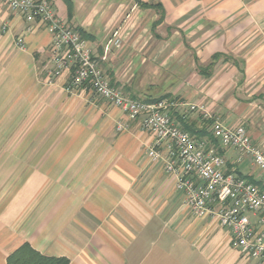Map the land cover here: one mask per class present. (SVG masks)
<instances>
[{
	"label": "crops",
	"instance_id": "crops-1",
	"mask_svg": "<svg viewBox=\"0 0 264 264\" xmlns=\"http://www.w3.org/2000/svg\"><path fill=\"white\" fill-rule=\"evenodd\" d=\"M54 6L113 86L141 101L162 98L183 127L181 118L210 132L217 118L244 124L264 150V0ZM51 42L46 24L0 0V264L25 243L68 264H264L184 203L164 162L149 157L155 138L142 117L89 85L69 91L70 68L52 77ZM219 149L228 172L264 188L251 157L238 162L235 149Z\"/></svg>",
	"mask_w": 264,
	"mask_h": 264
},
{
	"label": "built area",
	"instance_id": "built-area-1",
	"mask_svg": "<svg viewBox=\"0 0 264 264\" xmlns=\"http://www.w3.org/2000/svg\"><path fill=\"white\" fill-rule=\"evenodd\" d=\"M4 1L27 21L37 19L51 31L52 77L70 68L69 91L89 85L95 94L121 108L129 118L142 117V128L155 138L148 150L149 157L164 162L166 171L176 178V187L184 193V203L196 215L211 216L227 228L234 245L244 255L264 257V189L243 176L228 172L219 149H235L238 162L251 157L264 173V150L254 145L244 124L227 126L217 118L212 123L216 142L208 137H194L166 111L172 104L137 100L113 86L84 36L57 15L54 0ZM114 43L120 46L121 41L116 39ZM17 44L24 48V37H20ZM125 127L118 125L119 130ZM250 214H254L256 220Z\"/></svg>",
	"mask_w": 264,
	"mask_h": 264
},
{
	"label": "trees",
	"instance_id": "trees-1",
	"mask_svg": "<svg viewBox=\"0 0 264 264\" xmlns=\"http://www.w3.org/2000/svg\"><path fill=\"white\" fill-rule=\"evenodd\" d=\"M160 100H162V98H160L159 100L157 99L156 101H160ZM149 102H153V101H149ZM181 120L185 124L184 128L189 130L194 137L196 138L208 137L212 139V141L216 142V139L213 137L212 131L211 132L208 131L209 125L203 128L195 129L190 124L189 125L186 124L184 118H181ZM209 123L211 124L212 121L209 120ZM262 189L264 188L262 187ZM68 263L69 260L65 257H52L41 254L40 252L35 250L29 243L23 244L8 257V264H68Z\"/></svg>",
	"mask_w": 264,
	"mask_h": 264
},
{
	"label": "rangeland",
	"instance_id": "rangeland-1",
	"mask_svg": "<svg viewBox=\"0 0 264 264\" xmlns=\"http://www.w3.org/2000/svg\"><path fill=\"white\" fill-rule=\"evenodd\" d=\"M171 102V101H170ZM173 102V101H172ZM188 110V107L186 108Z\"/></svg>",
	"mask_w": 264,
	"mask_h": 264
}]
</instances>
